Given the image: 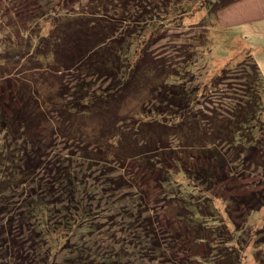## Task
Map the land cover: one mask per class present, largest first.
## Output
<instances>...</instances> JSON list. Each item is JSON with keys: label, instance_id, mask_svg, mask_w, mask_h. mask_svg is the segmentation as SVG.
Returning <instances> with one entry per match:
<instances>
[{"label": "trees", "instance_id": "1", "mask_svg": "<svg viewBox=\"0 0 264 264\" xmlns=\"http://www.w3.org/2000/svg\"><path fill=\"white\" fill-rule=\"evenodd\" d=\"M2 1L5 4L8 0ZM41 1L32 16V23L39 30L32 39L38 41L41 50L48 51L40 61H53L62 49V54L72 53L67 48L77 43L73 57L62 61L65 70L70 73L75 70L77 76L64 79L67 82L64 90L70 94L57 106L63 120L62 127H58L63 138L59 143L61 151H54L55 138L46 137L42 131L44 114L28 115L23 100L30 99L32 91L22 86L23 80H15L17 87L12 100L4 92L0 93V135L4 138L3 143L0 141V264H10L9 260L15 264H243L250 236L246 239L245 227L251 214L264 210V185L239 198L236 202L240 204L234 210L226 208L234 231L219 215L215 202L195 192H201L200 188L206 184L216 188L214 185L219 180L236 181L234 171L237 170L244 175L258 174L264 181V76L253 57L246 56L249 59L238 63L234 70L239 57L232 59L203 94L197 85L178 83V75H184L181 65L187 61L169 67L161 82L155 81L158 75L151 83L148 78L154 69L149 65L146 31L155 22L151 23V19L160 16L172 0H82L80 11L69 16L58 9L63 6L59 4L62 0ZM240 1L223 0L225 5L220 8ZM205 8L202 18L193 26L205 19L211 20V24L218 18L211 7ZM188 12H180L179 19L191 18ZM46 23L51 24L50 29H44ZM158 25H152L151 33L160 30ZM72 30L75 35L64 36V32ZM140 35L142 39L136 40ZM32 43L26 42L29 50L33 49ZM181 52L189 58V51ZM95 82L105 86L102 94L96 95L94 91L89 94L97 87ZM137 87L145 94H152V102H157L147 113L164 118L155 120L158 126L173 127L181 136V146L207 150L206 157L213 162V171H203V168L201 172L184 168L177 161L179 172L191 184L176 185L172 171H161L163 180L157 182L164 195H159L160 199L167 206L177 208L174 218L169 216L170 232L163 231V226L158 229L164 234L161 243L154 226L155 222L160 223V217L155 221L151 216L143 217V212L148 211L143 195H121L130 192L133 185L115 171V165L122 169L129 161L163 168L164 149L156 147V136L151 139L141 131L145 122L139 121L136 129L130 125L133 131L125 128L130 117L123 114L124 105ZM210 87L219 91L213 93ZM207 93L206 97L213 96L212 102H206L201 111H196L200 99ZM58 96L65 98L61 93ZM15 101H21L19 108L11 103ZM97 113L104 121L95 131L83 126L87 122L69 125L62 117L92 118ZM168 118L171 120L166 122ZM138 134L142 137L141 143H129V137H138ZM49 139L54 140L52 145ZM126 151L135 154L126 156ZM14 195L24 196L21 207L14 208L16 204L10 203ZM126 200L133 202L136 211ZM240 208L245 213L235 214ZM124 214L133 216L136 223L120 224L117 218ZM135 225L147 234L144 238L135 236L136 245H133L135 241L128 244L126 238L133 235ZM116 227L121 229L120 238L119 229L114 230ZM255 236L256 262L264 264V254H261L264 225ZM102 237L114 239L116 249L101 253L98 238ZM30 240L34 243V250L28 252L31 255L13 258L16 243L25 247ZM180 244L181 248L176 249ZM202 244L207 248L205 255L190 254L189 251Z\"/></svg>", "mask_w": 264, "mask_h": 264}, {"label": "rangeland", "instance_id": "2", "mask_svg": "<svg viewBox=\"0 0 264 264\" xmlns=\"http://www.w3.org/2000/svg\"><path fill=\"white\" fill-rule=\"evenodd\" d=\"M66 1V3H63L64 0H62V2L59 3L63 5L61 8H58L63 15L66 14L69 16L72 12L75 14L80 11V3L82 0ZM86 1L90 2L91 0ZM212 1L213 0H172L171 5L169 4L167 8L161 10L160 16H156L153 20L151 19V23L155 21L153 22L154 24H159L158 26L160 30L151 33L152 25H154L152 24L146 31L147 40L145 41L147 42L148 54L150 56L148 59L149 65H152L154 69V74L148 78L149 80L151 78L148 82H161L165 79L163 73L166 72L169 67H177L176 64L187 61L181 65L180 70L184 75H182V73L178 75V83L180 85H197L201 94H203L205 89H207L206 87L211 85L212 79L220 75L222 69L225 68L232 59L239 57V60L236 63L240 64L249 59H246V56L248 55L253 57L264 76V0H242L225 9L222 7L220 8L221 5H225L223 0ZM41 3V0H8L4 4V1L0 0V93L4 92L6 96L9 95L7 98L12 100L17 87L15 80H23L22 86L25 87L26 90L29 88L32 91L30 99L25 97L23 100V103L25 102L27 106L26 110L28 115L33 117L44 114L46 121L44 119L43 126L45 128H43L42 131L45 132L46 137L49 136L51 138L53 137V139L55 138L57 149L55 147L54 151H61L62 146H60L59 143L63 138L59 132L60 128L58 127L61 126L60 122L63 120H60L61 115L58 113V111H60L58 110L60 106H57L61 105L63 100L67 99V96L70 94L64 90V87H66L65 84H67L65 81L66 78L74 77V75L77 76V71L75 70L71 71V73L68 70L66 71V67L63 66L62 61L73 57L77 50L76 46L78 48V44H73L72 48H67L71 49L72 53L67 52L62 54V49L55 54L53 61L44 59L40 61L41 56L48 51L47 49L41 50L38 41L32 39L39 33L36 24L32 23L34 18H32V16L34 15V12L38 10L39 4ZM77 7L79 9H77ZM205 7H211L212 12L215 15H218V18H216L211 24H209L211 20L205 19L202 24L193 26V23L197 24L199 19L202 18V14L206 11ZM187 10L189 11L188 13H190L187 16L191 18L188 20L184 17L179 19L180 12H186ZM154 15H157V13ZM174 16L176 17L175 20ZM181 17L182 16H180V18ZM121 23L123 24L126 22ZM50 28L51 24L49 23L48 25L46 23L44 29ZM84 28L86 29V27H82V29ZM74 33V30L64 32V36L68 38L69 36L71 37L72 35H75ZM162 37L165 38L161 39ZM135 39H142L141 35L135 37ZM26 42H33L32 50L28 49ZM64 42H66V39H64ZM190 44L192 45V48H188ZM180 50L189 51V58H186L185 55L182 54L183 52L180 53ZM239 64L232 69L234 70L238 68ZM158 75L160 76L155 80V77ZM32 77H34L35 80L31 81ZM3 78L5 79L2 80ZM95 83H97L95 84L97 87H95L94 90H91L89 94H92L93 91L96 95L99 93L102 94L101 91L105 86H102L103 84L101 82ZM72 87V85L69 86L71 93H73L71 89ZM5 88H7L11 94H9ZM211 91L217 93L219 90L217 88H211ZM60 93L63 94L65 98L62 99V97H59L58 94ZM130 95L131 97L128 98L127 104L124 105L125 111L123 114L130 117V120L125 124V128L129 131H133V129L130 128V125H133L136 129L137 125H139V121H144V128H142L141 131L144 132L145 135L151 137V139H154L156 136V147L159 150L164 149L162 150V153L165 154V160L162 161L163 168L158 169L153 167V165H145L138 161H129L122 167V169L115 165V171L117 174L120 173L126 181H129V183L133 185L130 192L128 191L126 194L122 193L121 195H143L144 202L147 204L148 208V211L143 212V217L147 218L148 216H151L152 220L155 221L156 217L159 216L161 221L160 223H154L155 230H158L163 226V231L170 232L168 226V221H170L169 216L174 218L177 208L174 207V205L167 206L166 202H163L160 199L159 195H164L157 182L158 179H160V181L163 180L161 171H172V180L176 185H179L180 183L191 184L192 182H190L188 178L183 177L181 172H179V168L176 165L177 161L184 168L189 167L192 168V170H200L201 172L203 168V171H213V162L206 157L208 156L207 150H201L196 147L185 148L181 146V136L173 131V127H168L166 125L158 126V123H156L155 120H161L163 117L147 113L151 111L149 108L150 106H155L157 104V102H152L154 101L152 100V94H145L143 90H140V88L137 87ZM208 95L209 93L200 99L196 111H201V107L206 102H212V100L210 101V98H213V96L210 95V98H208L206 97ZM68 98L70 99V97ZM11 103L19 108L21 101ZM62 117L67 123H69V125H81L84 124V122H87V124L83 126L89 131H95L94 129H98L100 124L104 121V118L98 113L92 115V118L82 115H72L70 118H66V116ZM50 119L52 121H49ZM162 120H164V118ZM170 120L171 118H168L166 119V122H169ZM141 139V135L138 134V137H129V143L135 142V144H137L138 141L141 143ZM0 141L3 143V135H0ZM53 141L54 140L49 139L50 145H52ZM138 151L142 152L140 149H138ZM125 154L127 156L135 153L126 151ZM228 171L229 169H227V175H229ZM237 171H234L237 174L234 175L237 177L236 181H233L230 177V180L224 182L218 179L220 182H217V184L215 183L214 186H216V188L212 189V187H209V185L206 184V186L202 185L200 188L201 192H195V195H206L211 199L212 203L215 202V207L219 209V215L225 219V223L229 226L231 231H234L235 229L230 222L231 220L228 212L226 214V208L228 207L234 210V208L240 204V202L239 204L236 202L239 198H242L245 194L255 190L257 187L264 185V181H262V178L259 177L258 174L249 173L244 175L242 171ZM221 177L223 178L222 174ZM185 195L190 196L191 194ZM232 198L233 200H231ZM10 199L11 204H16L14 208L21 207V203L24 202V196L20 198V195H14ZM204 199L205 198H203V200ZM125 202H127V200ZM132 203L133 202H127V204L133 208V211H136V208ZM244 211V208H240L236 210L235 214L245 213ZM166 213L168 216L165 215ZM117 221L124 225L136 223L134 217L130 214H124V216L119 215ZM174 221L176 224L175 229H177L179 225L178 220L176 219ZM263 225L264 210L262 212H255L249 216L248 224H246L245 227L246 234H244L246 239L247 236L250 235L248 238L249 246L244 252L245 259L243 260V264H257L256 258H258V256L256 255L257 252L255 250V235L262 229ZM243 228L244 226H242V230ZM118 229L119 227L114 228V230ZM120 230L121 229L117 231V233H119V238L121 237ZM110 233H112V231H110ZM132 233L133 235L126 238L128 244H132L135 241V236H142L144 238L145 234H147L143 229H140L138 225H135L134 232ZM156 234L159 237V243H161L162 236L164 235L163 232L158 230ZM238 235L240 236L241 234L239 233ZM245 237H243L244 242L246 240ZM15 239H17V237ZM98 242L100 244L99 249L101 253H103V251L105 252L106 249L110 253L116 249V243L114 242V239H111L110 237L98 238ZM16 244L18 245L19 243L17 242ZM17 245L12 249L13 258L31 255L28 254L29 250H34V243L31 240L25 247L21 244ZM133 245H136V241ZM185 245L186 244L184 243V246ZM189 246L190 242L187 247ZM180 248L181 244L179 248L176 249L179 250ZM261 249H263V251L261 250V254H264V248ZM167 250L172 253L170 248H167ZM189 252L190 254L205 255L207 248L202 244ZM61 255L62 254L59 256ZM177 260H180L179 256ZM9 261L10 264L16 263L14 260Z\"/></svg>", "mask_w": 264, "mask_h": 264}]
</instances>
